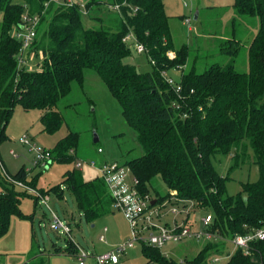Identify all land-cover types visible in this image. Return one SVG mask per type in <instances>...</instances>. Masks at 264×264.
Wrapping results in <instances>:
<instances>
[{
	"label": "trees",
	"instance_id": "16d2710c",
	"mask_svg": "<svg viewBox=\"0 0 264 264\" xmlns=\"http://www.w3.org/2000/svg\"><path fill=\"white\" fill-rule=\"evenodd\" d=\"M84 1L87 12L94 10L93 19L100 23L104 20L106 26L85 27L77 4L0 0V143L6 138V127L16 105L24 110H41L43 131L56 132L63 122L56 109L58 101L70 92L71 83L83 84L85 70H92L100 76L118 102L125 122L136 133L143 153L124 165L138 179L141 191L148 192L151 179L159 175L169 194L157 200L175 197L208 209L213 215V228L226 238L264 225V0L234 2L240 15L258 19L257 32L248 46L249 71L237 72L230 62L226 66L211 64L202 72L184 73L178 81L182 88L180 97L167 83L165 72L182 69L188 49L172 43L163 1ZM103 3L120 5L114 20L106 21L101 15L99 6ZM24 12L40 17L32 48L41 57L36 70L20 68L16 61L21 42L11 31L19 25ZM130 33L146 48L152 71L142 73L124 62L130 55V45L124 37ZM240 44L233 37L220 51L235 56ZM169 53L174 56L169 57ZM77 144V133L70 132L57 143L54 160H71L72 153L68 151H74ZM248 147L253 152L258 178L241 183V191L229 195L226 184L230 177L218 173L213 159L234 151L231 172L244 160ZM12 176L36 186L35 180H27L23 167ZM62 183L71 190L88 221L113 212L101 178L84 180L76 170H67ZM0 186L2 236L12 215L25 216L19 208L20 198L31 194L16 191L3 176ZM58 188L51 189L59 194ZM225 246L224 242H207L194 257L181 261L145 244L141 253L146 264H208L211 256L222 253L228 256L224 264H264V239L251 242V253L247 255L239 248L226 253ZM76 252L77 246L71 240L65 248L54 249L57 254ZM43 254L37 261L24 264H46Z\"/></svg>",
	"mask_w": 264,
	"mask_h": 264
},
{
	"label": "rangeland",
	"instance_id": "374dc122",
	"mask_svg": "<svg viewBox=\"0 0 264 264\" xmlns=\"http://www.w3.org/2000/svg\"><path fill=\"white\" fill-rule=\"evenodd\" d=\"M162 1L168 16L172 43L176 47L186 45L188 49L186 64L182 71L168 70L165 72L166 77H172L178 82L182 73L202 72L214 63L226 66L231 62L237 72L249 71L248 46L257 32V17L240 15L234 7L235 0ZM14 2L23 3V0H14ZM99 9L103 12L101 15L106 21L109 18L114 20L117 15L114 10L107 8L106 3L100 4ZM81 11L85 27H104V20L100 23L93 19L94 10H88V13L83 5ZM195 14H198L196 19ZM1 23L0 13V28ZM233 37L241 42L238 53L235 56L222 53L220 48ZM128 43L130 55L124 59V62L133 65L142 73L152 71L153 66L148 54L145 51L137 52V42L133 38H130ZM32 47L34 48V45ZM24 56L27 59L22 66L26 70L40 68L37 61L41 57H38L33 49H27ZM56 109L60 111L63 122L56 132L48 134L43 131L40 121L41 110H24L20 105H16L6 127V138L0 143V177L4 172L14 175L23 167L27 172V180H35V188L48 198L46 203L41 199L37 200L33 194L20 198L19 208L25 216L12 215L7 231L0 236L1 264L37 261L41 253H44L41 256L46 258V264H78L77 254L54 253L55 247L65 248L68 240H71L78 249H83L91 255L86 259L85 264H95L92 255L113 252L130 237L129 223L119 210L112 209L113 212L88 221L79 211L74 195L62 180L67 170H76L84 180L101 178L97 167L89 164L91 161H95L96 166L103 162H117L124 165L128 159L140 156L143 151L136 140L135 131L127 125L118 102L112 97L100 76L92 70H85L84 82L81 86L71 83L70 92L58 101ZM70 132H76L78 136L76 148L72 152L68 151L70 155L72 153V159L65 162L54 160L57 143ZM95 135L97 141H94ZM23 136L36 147L52 152L50 161L46 165L42 162L35 163L36 153L30 149V146L19 141ZM98 148H101L102 152L98 153ZM10 151L15 152L17 156L12 155ZM233 153L234 151L213 159L218 173L223 177L228 175L230 177L226 184L229 195L241 191V183L253 182L258 178V168L253 161L251 148H247L239 167L229 172L233 164ZM77 161L82 162L81 167H76ZM55 186H59V194L51 189ZM15 189L21 192L24 190L18 186H15ZM168 194L169 191L159 175L151 179L148 184V195L152 200ZM165 199L158 201L164 202ZM184 204L191 203L184 202ZM182 205L183 203L178 204V206ZM171 207L170 203L162 207L161 222L173 220ZM52 212L69 226V233L50 227ZM208 212H210L208 209L192 206L190 221H199ZM183 217L184 215L180 214L177 218L181 221ZM100 237H103V240H100ZM203 245L202 240L185 239L180 242L168 241L159 250L164 256L181 261L194 257ZM226 245L227 248L230 246V252L234 250L230 244ZM141 247L142 243L136 242L133 247L120 253L118 264H144ZM217 255L220 256L219 261L211 260L208 264L226 262L227 259L223 258L224 253L215 254L211 258Z\"/></svg>",
	"mask_w": 264,
	"mask_h": 264
},
{
	"label": "built area",
	"instance_id": "2783aa9c",
	"mask_svg": "<svg viewBox=\"0 0 264 264\" xmlns=\"http://www.w3.org/2000/svg\"><path fill=\"white\" fill-rule=\"evenodd\" d=\"M57 4L71 6L77 4L80 8L84 5V0H52ZM47 5V4H46ZM108 9L114 10L116 13L120 10L119 4H108ZM40 17L37 14H29L24 12L21 15V21L19 25L12 30V35L21 42V46L16 55L17 65L20 68H24L22 65L26 62L25 52L29 48H33L34 39L36 36V28L39 23ZM189 23V20H187ZM133 38L136 41V50L138 53L146 52V48L143 44L139 43L133 34H128L124 37L126 42ZM169 57H173L174 53H169ZM25 69V68H24ZM166 81L169 85L175 88L176 94L180 97L181 85L179 82L174 81L172 77H166ZM178 107V106H177ZM20 143L30 146V149L36 153L35 163L47 164L51 158V152L49 150H42L33 145L25 136L19 139ZM97 152H102L101 148L97 149ZM14 156H17L15 152L10 151ZM91 166L97 167L101 174V179L105 184L106 191L112 200V209L119 210L123 213L130 226V237L127 241L119 245L115 251L106 252L102 254L93 255L95 264H116L119 261V254L125 252L127 248L134 246L136 242L142 244L160 248L166 242H180L185 239L202 240L204 242L219 243L224 242L230 244L233 249L239 248L243 254L247 255L251 253V242L264 239V225L261 227L252 229L246 234H236L232 238H226L218 233V230L213 228V215L211 212L206 213L198 220L190 221V208L194 206L193 202L170 197L165 201L152 200L148 192H143L139 188L138 179L131 173L128 166L119 164L117 162H103L99 166H96L95 161L89 162ZM82 162L77 161L76 167H81ZM6 182L15 187H21L30 194H33L35 198L41 199L44 203L48 201L46 195L41 193L35 187H32L20 180L13 178L12 175L4 172L2 175ZM154 201V203H152ZM184 202H190V205L184 204ZM168 203L172 205L170 212L173 214V220L170 222H161V209ZM183 203L182 206L178 204ZM183 214L184 217L181 221L178 220V216ZM49 225L54 230H61L69 233L70 228L65 224L57 214H51ZM105 230V228H104ZM103 240V237H100ZM77 260L78 264H85L87 258L91 255L83 249L77 247ZM220 256H215L212 259L213 262L219 261ZM1 264V263H0Z\"/></svg>",
	"mask_w": 264,
	"mask_h": 264
},
{
	"label": "crops",
	"instance_id": "0c3cea01",
	"mask_svg": "<svg viewBox=\"0 0 264 264\" xmlns=\"http://www.w3.org/2000/svg\"><path fill=\"white\" fill-rule=\"evenodd\" d=\"M197 16H198V14H197ZM189 29H190V28H189ZM182 69H183V68H182ZM182 69H181V71H182ZM182 74H184V73H182ZM181 76H182V75H181ZM180 78H181V77H180ZM179 80H180V79H178V81H179ZM105 215H106V214H105ZM205 244H206V242H204V245H205ZM204 245H203V247H204ZM203 247H202V248H203ZM229 247H230V246H229ZM229 247L227 248V245H226V246H225V251H226V253L229 252V254H231L234 250H233L232 252H230V251H229ZM202 248H201V249H202ZM201 249H200V250H201ZM200 250H199V251H200ZM199 251H198V252H199ZM198 252H197V253H198ZM197 253H196V254H197ZM92 256H93V255H92ZM142 256H143V255H142ZM143 258H144V257H143ZM223 258H226V259H227L228 256H227L226 254H224ZM119 259H120V258H119ZM144 261H145L144 264H146V259H145V258H144ZM118 263H119V261H118ZM118 263H116V264H118Z\"/></svg>",
	"mask_w": 264,
	"mask_h": 264
},
{
	"label": "water",
	"instance_id": "95a60500",
	"mask_svg": "<svg viewBox=\"0 0 264 264\" xmlns=\"http://www.w3.org/2000/svg\"><path fill=\"white\" fill-rule=\"evenodd\" d=\"M194 18H195V19L197 18V14H195ZM97 140H98V138H97L96 135H95L94 141H97ZM152 203H154V201H152ZM150 264H154V263H150Z\"/></svg>",
	"mask_w": 264,
	"mask_h": 264
}]
</instances>
